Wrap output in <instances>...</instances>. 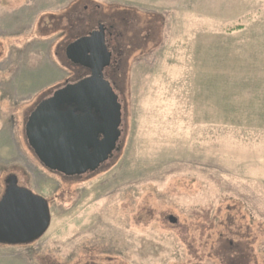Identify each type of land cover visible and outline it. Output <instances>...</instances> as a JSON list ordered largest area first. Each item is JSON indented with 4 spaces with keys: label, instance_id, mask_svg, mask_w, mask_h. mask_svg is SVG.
I'll use <instances>...</instances> for the list:
<instances>
[{
    "label": "rangeland",
    "instance_id": "374dc122",
    "mask_svg": "<svg viewBox=\"0 0 264 264\" xmlns=\"http://www.w3.org/2000/svg\"><path fill=\"white\" fill-rule=\"evenodd\" d=\"M66 10L0 35V60L9 43L54 39L0 64V197L16 175L52 217L39 240L0 243V264H264V0H77ZM97 14L123 33L121 149L70 177L40 163L25 120L77 78L57 43L64 50L96 24L82 16ZM238 25L247 29L229 30ZM13 73L24 95L6 89Z\"/></svg>",
    "mask_w": 264,
    "mask_h": 264
},
{
    "label": "water",
    "instance_id": "95a60500",
    "mask_svg": "<svg viewBox=\"0 0 264 264\" xmlns=\"http://www.w3.org/2000/svg\"><path fill=\"white\" fill-rule=\"evenodd\" d=\"M66 57L90 75L69 82L43 99L31 112L25 134L42 165L66 176L98 170L120 148L122 103L104 76L112 62L105 27L70 42ZM68 106L67 110L62 108ZM95 114V115H94ZM0 199V243L29 244L51 225L48 200L18 184L12 175Z\"/></svg>",
    "mask_w": 264,
    "mask_h": 264
},
{
    "label": "crops",
    "instance_id": "0c3cea01",
    "mask_svg": "<svg viewBox=\"0 0 264 264\" xmlns=\"http://www.w3.org/2000/svg\"><path fill=\"white\" fill-rule=\"evenodd\" d=\"M77 0H25V2L21 5L16 6L15 8L10 7V8H2L0 7V16H9L10 17V21H8V25H3L4 20L1 19L0 17V35H7V36H13V35H21L20 33H25V32H29V31H33L36 25L37 20H39L40 16L43 13H50L51 15L57 14L58 11H64L66 12L71 5H73ZM66 10V11H65ZM31 16H33V19H31ZM258 18V17H257ZM257 21V22H256ZM256 22V23H255ZM261 20L258 21L257 19H255L254 24H258L260 25ZM264 24V21L262 22ZM251 24V25H254ZM44 25V24H43ZM246 28V27H245ZM244 26L243 28L236 30V31H240V30H244L245 29ZM250 28V27H249ZM247 29V28H246ZM50 41L49 47L51 48V45L53 44V37L51 38L50 36L48 37H37L34 38L30 41L27 42H22V43H9V47H8V54L6 55V57H4L3 59L0 60L1 65L4 63V61H6L8 58L9 62L11 61H17L18 60V55H11L12 53H14L13 49L16 51V53L18 54V51L22 50H26L27 52H32V48L34 49L35 47H37V44L45 42V41ZM34 43L31 47V49L29 48L28 50L26 49L28 47V45L30 43ZM36 52V51H35ZM46 53V52H45ZM48 55V57H46ZM51 49L48 50V53L45 55V57H43V61L45 62L44 58H49L51 59ZM37 57V55H35V58ZM42 57V56H40ZM14 61V62H15ZM56 63L58 62V60L55 61ZM17 73H13L12 77H11V84L8 88H6L10 94H19L22 93L23 90L18 88L16 85H14V81H15V75ZM3 80V79H1ZM4 90V88L2 87V83H0V90ZM18 90V91H17ZM21 95H24L23 93Z\"/></svg>",
    "mask_w": 264,
    "mask_h": 264
},
{
    "label": "flooded vegetation",
    "instance_id": "af4514ba",
    "mask_svg": "<svg viewBox=\"0 0 264 264\" xmlns=\"http://www.w3.org/2000/svg\"><path fill=\"white\" fill-rule=\"evenodd\" d=\"M81 20L84 21V23L86 25L87 24L88 25L93 24V22L96 23L94 25H91L90 28H88L83 35L89 34L91 31H94V30L98 29L101 25H103L105 27L106 43H107L108 48L112 51V62L110 64V66L105 68L104 76H105V78L107 80H109L111 82V84L113 85L115 91H117V89L120 90L122 86L119 84V82L122 80V78L120 76L117 77V72H120L121 69L123 68V61H124L123 58H124L125 50H124V47H121L122 43L120 42L121 37L123 36V33H119V32L117 33L116 32L117 30L115 29L116 25L113 24V23H110V22L108 23V22L104 21L103 19H101L98 16V14H97V16L93 15V17H87V18H85L83 16ZM67 45H66V47H67ZM66 47L63 50L62 44L61 43H57V54H59V55L63 54L66 57ZM67 60H68V58H67ZM68 61H69V63L73 64L70 60H68ZM60 63L61 62H59V64ZM73 65H75V64H73ZM76 66L78 67L77 70H76L77 75H78L77 78L75 77L74 81H70L69 79L66 78L65 81L63 82V85H61L60 87H63L64 85H66L69 82H75V81H78L79 79H82V78L90 75V70L88 68L82 67L80 65H76ZM60 68H61V64H60ZM66 69H67V67H66ZM60 87H56L55 89H58ZM1 95H3V91H1ZM50 95L51 94H49L47 96H43L41 98L45 99V98L49 97ZM42 99L40 100V102L42 101ZM68 108L69 107L66 106V107L62 108V110L65 111ZM30 114L31 113H28L26 115L25 126H26V123H27V120H28ZM15 120L17 122H19V119H15ZM25 136H26V134H25ZM87 173H89V172H87ZM82 175H84V174H82ZM10 176H12V175H9L8 178ZM76 176H79V175H76ZM6 186H7V182L5 181L4 182V191H5ZM22 187H27V188L31 189L33 192H36V190H34L29 184H28V186H22ZM36 193H38V192H36ZM2 195H1V197H2ZM1 197H0V199H1Z\"/></svg>",
    "mask_w": 264,
    "mask_h": 264
},
{
    "label": "trees",
    "instance_id": "16d2710c",
    "mask_svg": "<svg viewBox=\"0 0 264 264\" xmlns=\"http://www.w3.org/2000/svg\"><path fill=\"white\" fill-rule=\"evenodd\" d=\"M82 17H83V16H82ZM241 28H243V25L235 26L234 28H231V29H229V30H239V29H241Z\"/></svg>",
    "mask_w": 264,
    "mask_h": 264
}]
</instances>
